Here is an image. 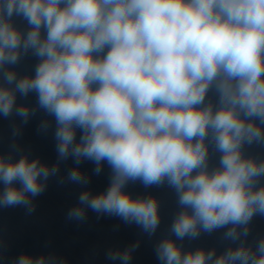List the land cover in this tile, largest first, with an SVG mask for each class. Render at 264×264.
Wrapping results in <instances>:
<instances>
[{"label": "clouds", "instance_id": "1", "mask_svg": "<svg viewBox=\"0 0 264 264\" xmlns=\"http://www.w3.org/2000/svg\"><path fill=\"white\" fill-rule=\"evenodd\" d=\"M14 16L27 21L26 32ZM29 51L39 58L35 75L18 78L5 66ZM0 78V115L15 112L26 123L35 109L18 106L17 93L34 91L56 119L60 159L91 160L97 174L103 161L111 166L106 192L79 196L97 213L154 234L158 201L123 191L140 180L146 187L167 181L176 190L185 210L171 232L180 240L231 225L225 238L237 241L254 215H264V186L256 187L264 161L243 154L245 143H264V0H0ZM213 88L218 101L206 103ZM209 137L221 153L211 171ZM57 171L38 158L0 156V206L33 211L30 197ZM68 178L88 183L78 169ZM84 216L81 207L69 212ZM138 247L109 259L129 264ZM155 251L161 264H264V238L255 251L241 245L219 256L214 249L185 253L167 238ZM13 264L52 259L22 254Z\"/></svg>", "mask_w": 264, "mask_h": 264}]
</instances>
